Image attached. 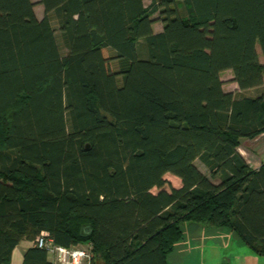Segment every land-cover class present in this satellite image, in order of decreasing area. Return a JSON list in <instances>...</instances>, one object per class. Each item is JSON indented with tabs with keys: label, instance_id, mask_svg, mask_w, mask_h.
Here are the masks:
<instances>
[{
	"label": "trees",
	"instance_id": "obj_1",
	"mask_svg": "<svg viewBox=\"0 0 264 264\" xmlns=\"http://www.w3.org/2000/svg\"><path fill=\"white\" fill-rule=\"evenodd\" d=\"M40 4L0 0V264L42 231L92 264H169L185 223L264 254V162L239 151L264 133V0Z\"/></svg>",
	"mask_w": 264,
	"mask_h": 264
},
{
	"label": "rangeland",
	"instance_id": "obj_2",
	"mask_svg": "<svg viewBox=\"0 0 264 264\" xmlns=\"http://www.w3.org/2000/svg\"><path fill=\"white\" fill-rule=\"evenodd\" d=\"M33 1L36 2L35 11L41 18L44 15V8L40 4V0ZM151 1L144 0L146 5H149ZM159 15L156 13L153 16L157 29L162 26L158 20ZM54 26L58 30L56 21H54ZM61 49L63 53H66L67 49L64 45ZM260 57L263 60L261 52ZM233 76L231 70L222 73L226 89H231ZM196 163L202 170L208 172L199 160ZM165 178L168 180L165 189L170 190L172 187L181 186V180L178 177L168 173ZM213 180L218 182V179ZM153 192H158V189H153ZM183 228L184 238L178 243L175 252L170 255L172 264H264V254L255 253L234 232L227 228L218 229L192 223H185ZM79 246L88 248L90 244L83 243Z\"/></svg>",
	"mask_w": 264,
	"mask_h": 264
},
{
	"label": "crops",
	"instance_id": "obj_3",
	"mask_svg": "<svg viewBox=\"0 0 264 264\" xmlns=\"http://www.w3.org/2000/svg\"><path fill=\"white\" fill-rule=\"evenodd\" d=\"M153 28L155 32H160L163 30V24L161 28L157 29L154 23ZM224 89L229 92H235L239 90V87L238 84L233 81L231 89H226L225 84ZM251 92L254 93V90H252ZM239 151L243 154V156L246 158L247 162L250 164L251 167L259 168L260 165L264 162V133L254 139H245L242 145L239 147ZM34 246L35 240L23 239L13 250L11 264H24L25 253L29 248H32ZM48 258L51 262L53 261V257L50 254ZM168 262L169 264H172L170 262V257L168 259Z\"/></svg>",
	"mask_w": 264,
	"mask_h": 264
},
{
	"label": "built area",
	"instance_id": "obj_4",
	"mask_svg": "<svg viewBox=\"0 0 264 264\" xmlns=\"http://www.w3.org/2000/svg\"><path fill=\"white\" fill-rule=\"evenodd\" d=\"M35 244L45 248L53 257V264H92V247H65L55 244L50 233L42 231L35 239Z\"/></svg>",
	"mask_w": 264,
	"mask_h": 264
},
{
	"label": "water",
	"instance_id": "obj_5",
	"mask_svg": "<svg viewBox=\"0 0 264 264\" xmlns=\"http://www.w3.org/2000/svg\"><path fill=\"white\" fill-rule=\"evenodd\" d=\"M87 148H89V145H87ZM90 230H91L90 226L83 227V232H87V231H90Z\"/></svg>",
	"mask_w": 264,
	"mask_h": 264
}]
</instances>
